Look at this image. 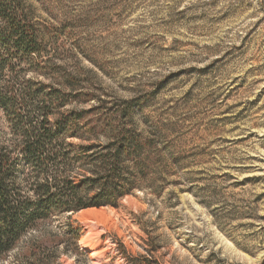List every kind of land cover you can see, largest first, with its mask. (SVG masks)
<instances>
[{"label":"rangeland","instance_id":"374dc122","mask_svg":"<svg viewBox=\"0 0 264 264\" xmlns=\"http://www.w3.org/2000/svg\"><path fill=\"white\" fill-rule=\"evenodd\" d=\"M18 1L42 48L14 83L62 91L57 114L137 102L165 165L159 195L62 216L0 264L44 238L45 264H264V0Z\"/></svg>","mask_w":264,"mask_h":264},{"label":"trees","instance_id":"16d2710c","mask_svg":"<svg viewBox=\"0 0 264 264\" xmlns=\"http://www.w3.org/2000/svg\"><path fill=\"white\" fill-rule=\"evenodd\" d=\"M41 48L20 2L0 0L5 129L0 139V257L18 250L30 232L67 214L117 207L136 191L159 195L164 177L165 162L155 138L134 123L137 102L123 101L111 111L99 100L88 109L57 114L69 103L62 91L14 83L16 66L28 65ZM69 95L80 103L90 101L81 92ZM62 233L74 244L80 239L70 227ZM27 244L10 264H45L38 251L48 248V240Z\"/></svg>","mask_w":264,"mask_h":264},{"label":"bare ground","instance_id":"6f19581e","mask_svg":"<svg viewBox=\"0 0 264 264\" xmlns=\"http://www.w3.org/2000/svg\"><path fill=\"white\" fill-rule=\"evenodd\" d=\"M85 211V210H84ZM84 211H81V212H84ZM94 211H90L89 214H93ZM84 245V244H83ZM83 249H86L85 247H83ZM87 250V249H86Z\"/></svg>","mask_w":264,"mask_h":264}]
</instances>
